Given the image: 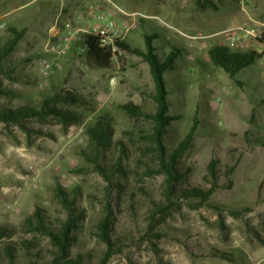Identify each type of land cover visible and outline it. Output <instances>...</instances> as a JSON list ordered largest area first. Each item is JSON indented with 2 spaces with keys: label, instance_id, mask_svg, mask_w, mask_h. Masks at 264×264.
<instances>
[{
  "label": "rangeland",
  "instance_id": "374dc122",
  "mask_svg": "<svg viewBox=\"0 0 264 264\" xmlns=\"http://www.w3.org/2000/svg\"><path fill=\"white\" fill-rule=\"evenodd\" d=\"M104 12L116 21L120 38L133 47L145 49V35L157 34L154 43L160 54L172 45L184 49L175 68L165 73L170 112L181 116L167 135L168 148L172 150L198 120L192 145L180 160L186 174L182 184L210 187L212 158L223 170L233 154L242 156L232 187L218 189L214 205L196 209L181 199L168 211L153 214L155 203L165 200V175L148 172L151 158L138 149L141 123L121 108L133 102L155 110L154 79L141 56L127 53L123 61L116 57L110 69L98 68L81 51L80 35L53 73L41 71L52 34H62L66 22L76 28L98 23ZM245 24H264V0H0V43L12 35L9 26L26 29L16 51L0 66V87L9 92L0 94V107L39 106L46 95L67 91L82 98L76 104L59 103L80 116L71 125L54 116L26 120V128L0 121V224L15 232L11 240L18 242L16 264L31 260L19 244L22 239L49 247L45 236L24 225L36 208L54 225L66 217L56 196L59 185L71 193L77 190V206L84 210L72 253L85 254L86 264H98L106 251L96 226L105 214L109 188L115 232L126 247L108 264H264V146L254 141L264 140V55L235 79L209 55L213 46L226 45V30ZM258 46L246 37L232 48L257 51ZM101 118L113 126V142L92 161L84 155L94 156L86 129ZM129 130L134 132L129 157L123 171L112 177L123 184L121 189L109 185L96 164L113 169L119 155L116 141L127 139ZM4 241L8 239L0 246ZM219 250L234 256L222 258Z\"/></svg>",
  "mask_w": 264,
  "mask_h": 264
},
{
  "label": "trees",
  "instance_id": "16d2710c",
  "mask_svg": "<svg viewBox=\"0 0 264 264\" xmlns=\"http://www.w3.org/2000/svg\"><path fill=\"white\" fill-rule=\"evenodd\" d=\"M206 3L209 4L208 1ZM8 30L12 35L7 37L2 44L0 43V66L13 55L26 32L25 28L17 29L12 26H9ZM156 36L157 34L145 35V49L133 47L130 43L118 38L115 40L118 50L113 51L110 45H105L102 42L99 35L87 34L81 39V47L83 48V51H81L89 57L94 66L101 69L113 67L116 57L123 61L127 53L141 56L150 66L155 83V92L152 94L155 101V110L147 111L141 104H134L133 102L123 104L121 108L130 118L137 123H141L140 126H137L142 141L138 145V149L141 150L143 157L149 156L151 158L153 165L147 164L148 172L150 174L160 173L165 175V200L160 204L155 203L153 214L168 211L177 205L176 201L181 199L190 201L196 209L214 205L212 198L215 192L223 187H232L233 174L241 162L242 156L233 154L232 162L226 165L223 170L218 166V160L212 158L208 164V170L212 178L210 187L184 186L182 184L186 174L179 168L180 160L184 152L192 145L198 127V120L194 119L189 132L170 150L167 144V135L173 127V123L181 116L170 112V91L165 73L175 68L176 59L183 54L184 49L171 44L172 49L170 51H163L160 54L159 48L154 43ZM209 55L215 65L235 79L242 69L256 62L264 54L254 50L241 51L227 45H216L209 50ZM238 82L242 85L241 81L238 80ZM8 93V90L0 87L1 95ZM81 100L82 98L75 92L67 91L64 94L46 95L39 106L31 103L3 106L0 107V121L25 127L26 120H45L49 116H54L65 125H71L79 121L80 116L62 108L59 103L76 104ZM114 132L113 126L103 118L97 124L89 126L86 133L94 156L89 152H84V155L92 161L96 158L99 159L102 151L108 150L112 146ZM126 133L128 134L127 139L120 138L116 141L119 155L114 165H112L113 169L108 171L105 166L96 164V168L107 179L109 185L121 189H124L123 184L114 183L112 177L117 171H123V164L129 157L127 152L131 149L129 142L132 140L131 135H134V132L129 130ZM247 134H251V132H247ZM254 141L258 145L264 146V140H261V138H256ZM140 162L143 164V159ZM111 193V188H109L108 196L110 197L106 202L105 214L96 226L97 236L106 245V251L98 264H108L115 254L122 253L126 247L125 239L115 232L116 217ZM119 193L117 192V194ZM176 194H179L178 198H175ZM56 196L66 210V217L61 219L57 225L48 220L44 210L40 207L36 208L33 214L24 221V225L29 232L45 236L48 239L49 247L45 249L41 242L34 239H22L19 244L31 257L28 264H86L85 254L72 253V248L77 239L75 232L79 229V225L85 217L84 210L77 206V190L71 193L59 185L56 189ZM234 213L239 214V212ZM220 225L224 227L223 219H221ZM14 233L12 228L0 224V241L8 239L0 246V264H16L18 258V247L16 245H18V242L11 240ZM218 253V256L222 258L234 256L222 250H219Z\"/></svg>",
  "mask_w": 264,
  "mask_h": 264
},
{
  "label": "built area",
  "instance_id": "2783aa9c",
  "mask_svg": "<svg viewBox=\"0 0 264 264\" xmlns=\"http://www.w3.org/2000/svg\"><path fill=\"white\" fill-rule=\"evenodd\" d=\"M117 7V6H116ZM121 12L126 13L123 9L117 7ZM264 24L259 26L241 25L230 28L225 31V42L229 47H237L246 37L253 38L258 42V53L264 54ZM96 34L102 38L105 45H110L113 51L118 50L115 40L120 38L118 34V25L109 13H102L99 22L85 28H76L71 22L64 24V32L52 34L51 39L46 45V52L49 58H44L41 62V71L48 75L53 73L56 67L60 65V60L65 58L71 49L73 41L80 35ZM83 51V48L81 47ZM113 82V80L111 81Z\"/></svg>",
  "mask_w": 264,
  "mask_h": 264
}]
</instances>
